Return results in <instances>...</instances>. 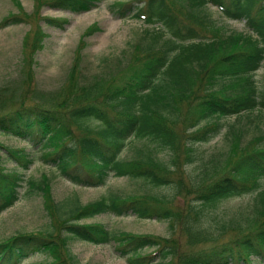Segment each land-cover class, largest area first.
<instances>
[{"label":"trees","instance_id":"trees-1","mask_svg":"<svg viewBox=\"0 0 264 264\" xmlns=\"http://www.w3.org/2000/svg\"><path fill=\"white\" fill-rule=\"evenodd\" d=\"M35 1L38 7L48 4L73 13L88 11L98 2ZM137 1L140 4L118 2L110 6L119 16L130 15L150 25L114 71L89 79L79 73L77 78L81 40L67 84L56 94L64 98L63 105L37 100L29 81L15 79L19 90L27 83L29 96L23 95L18 106L0 112V133L24 140L32 153L73 184L101 185L113 173L140 179L150 191H109L84 204L74 197L75 203L64 210L53 201L45 175L29 180V190L40 191L51 222L40 232L0 241V264H22L34 255L48 258L43 264H64L70 258L69 240L111 243L129 264H264V188L229 217L208 213V207L220 199L252 191L264 178V135L241 142L234 133L221 155H212L197 173H185L187 185L180 177L167 179L177 168L181 149L183 161L192 162L197 158L195 145L219 130L213 121L208 131L212 119L264 110V85L259 87L252 78L264 59V0H179L182 16L168 0ZM207 3L225 18L242 20L244 29L223 34L204 12ZM22 20L11 16L4 23ZM42 20L59 29L65 24L60 18ZM46 36L37 26L25 34L24 47L33 54ZM3 87L12 89L10 84ZM56 95L52 96L56 99ZM176 123L184 130L197 127L177 133ZM133 135L146 138L149 144L138 147L132 159L123 160L120 151ZM0 147L1 214L18 198L24 171L35 158L23 148ZM158 152L163 155L158 156ZM5 160L14 162L11 169L2 166ZM176 196L189 198L177 206ZM128 214L142 220L167 221L169 237L114 232L98 224L81 223L100 215Z\"/></svg>","mask_w":264,"mask_h":264},{"label":"rangeland","instance_id":"rangeland-1","mask_svg":"<svg viewBox=\"0 0 264 264\" xmlns=\"http://www.w3.org/2000/svg\"><path fill=\"white\" fill-rule=\"evenodd\" d=\"M118 2L140 4L137 0H98L96 6L90 10L73 13L69 10L53 8L48 4L38 7L35 0H0V88L4 89L0 90V112L14 105L18 106L23 95L29 96L26 82L25 85L23 82L20 90L15 85L14 80L20 78L29 81V87L37 100L63 105L64 98L60 99L58 92L67 84V74L73 65L76 49L81 40L83 45L79 55H82V59H79V67L75 73L77 78L79 73L84 76V79H89L95 74L108 75L114 71L117 62L128 57L133 43L137 42L143 30L150 27L130 15L119 16L114 13L110 6ZM168 2L177 14L182 16L183 8L180 5L182 3L179 0H168ZM203 10L208 18L214 21V25L221 28L223 34L244 29L242 20L225 18L215 6L209 3L205 4ZM11 16H18L23 20L16 24L4 23V20ZM44 17L64 19L65 24L61 29L50 27L42 20ZM37 26L42 27L47 36L42 42V47L32 54L30 48L24 47L23 38L26 33L34 32ZM92 26L94 27L86 34V30ZM201 31L207 33L209 37L207 31ZM26 72L29 74L27 75ZM252 78L259 87L264 85V59L252 72ZM7 84L11 85V91L3 87ZM52 95H56V99ZM185 116L187 117V113ZM213 121L219 125V130L214 134L210 132L211 135L206 140L195 145L197 158L192 162H184L183 149H181L178 152L177 168L172 169L167 179L174 181L180 177L183 184L187 185L185 173H197L201 164L212 155H221L228 148L230 136L234 133L240 137L241 142L253 135H264L263 109L216 117L209 123L208 131L213 128ZM184 123L187 124L188 121ZM196 127L188 126L184 130L182 124L176 123L174 130L177 133L191 132ZM263 141L264 139L262 143ZM148 144L146 138L133 135L126 140L119 157L130 160L138 147ZM0 145L13 149L23 148L26 152L32 153L30 146L24 140L3 133H0ZM32 154L35 159L24 171V182L18 198L12 205L1 211L0 241L17 234L37 233L49 226L51 219L46 214L40 191L29 190L28 187L29 180H39L44 175L48 180L53 201L56 205H62L64 210H68L75 203L74 197L77 203L84 204L106 195L109 191L126 194L150 191L149 185L140 179L113 173L109 174L101 185L79 186L61 176L53 165L44 162L37 153ZM162 155L163 152H158V156ZM13 164V161L5 160L2 166L5 169H11ZM263 188L264 178H261L252 191L220 199L213 206L208 207V213L221 218L229 217L235 211L247 206L254 192ZM188 198L189 196H176L174 204L180 206ZM81 223L98 224L109 231L135 235L169 237L170 234L167 221L142 220L131 214L120 217L100 215ZM68 251L70 258L64 260V264H129L125 257L115 252L111 243L93 245L79 240H69ZM48 261L44 255H34L24 260L22 264H43Z\"/></svg>","mask_w":264,"mask_h":264}]
</instances>
